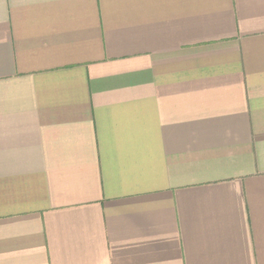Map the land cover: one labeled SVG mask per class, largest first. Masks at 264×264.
Instances as JSON below:
<instances>
[{"label": "crops", "instance_id": "1", "mask_svg": "<svg viewBox=\"0 0 264 264\" xmlns=\"http://www.w3.org/2000/svg\"><path fill=\"white\" fill-rule=\"evenodd\" d=\"M0 264H264V0H0Z\"/></svg>", "mask_w": 264, "mask_h": 264}]
</instances>
